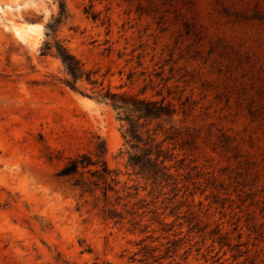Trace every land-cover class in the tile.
<instances>
[{"label": "rangeland", "instance_id": "1", "mask_svg": "<svg viewBox=\"0 0 264 264\" xmlns=\"http://www.w3.org/2000/svg\"><path fill=\"white\" fill-rule=\"evenodd\" d=\"M106 90L173 105L141 128L164 175ZM99 142L106 200L55 176ZM0 264H264V0H0Z\"/></svg>", "mask_w": 264, "mask_h": 264}, {"label": "trees", "instance_id": "2", "mask_svg": "<svg viewBox=\"0 0 264 264\" xmlns=\"http://www.w3.org/2000/svg\"><path fill=\"white\" fill-rule=\"evenodd\" d=\"M59 8V14L62 15L64 12L62 3H60ZM59 19H56L55 22H58ZM48 27L52 28L51 25ZM56 52L74 80L73 83L66 81L67 84L75 88V80L83 74L78 61L61 46L56 47ZM85 76L87 80L90 79L89 73H86ZM101 97L108 100L116 111L117 118L127 124V141L130 142V147L135 150L134 153L129 155V163L138 167L141 173L151 172L157 174L159 172L163 174L161 171L168 169L164 162L170 157V154H167V151L163 150L160 144H154V139L151 136L146 135L145 138H142L141 128L147 120L161 116H171L175 111L173 105L171 103L165 104L163 101L138 98L126 93H115L109 90H106ZM105 153V144L99 142L95 145L93 153L84 152L75 155L55 173V176L72 180V185L79 188L81 195L85 192L92 193L94 188L99 187L103 190V199L106 200L107 191L113 190V185L117 181L115 180L114 171L106 163ZM84 172L90 177L82 179L81 174ZM102 212L104 219H115L116 223L123 218L121 213L115 209L104 208Z\"/></svg>", "mask_w": 264, "mask_h": 264}, {"label": "bare ground", "instance_id": "3", "mask_svg": "<svg viewBox=\"0 0 264 264\" xmlns=\"http://www.w3.org/2000/svg\"><path fill=\"white\" fill-rule=\"evenodd\" d=\"M37 27H40V24L28 23V24H22L20 26L16 25L15 33L19 38H24L26 34L30 35L31 32H34Z\"/></svg>", "mask_w": 264, "mask_h": 264}]
</instances>
